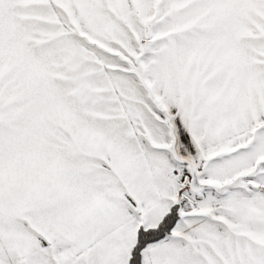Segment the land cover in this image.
Returning <instances> with one entry per match:
<instances>
[{
	"label": "snow or ice",
	"instance_id": "obj_1",
	"mask_svg": "<svg viewBox=\"0 0 264 264\" xmlns=\"http://www.w3.org/2000/svg\"><path fill=\"white\" fill-rule=\"evenodd\" d=\"M0 264H264V0H0Z\"/></svg>",
	"mask_w": 264,
	"mask_h": 264
}]
</instances>
